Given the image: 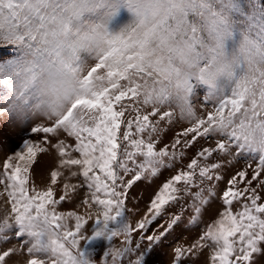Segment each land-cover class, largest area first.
Masks as SVG:
<instances>
[{"label":"snow or ice","instance_id":"snow-or-ice-1","mask_svg":"<svg viewBox=\"0 0 264 264\" xmlns=\"http://www.w3.org/2000/svg\"><path fill=\"white\" fill-rule=\"evenodd\" d=\"M34 3L45 5L48 0ZM156 4L151 20L144 17L140 21L144 27L143 39L137 42L141 50L129 53L119 43L120 37H113L109 51L92 57L95 64L78 80V90L65 86L81 71L82 61L75 50L54 71L53 62L46 59L52 48H34V36L15 37L23 55L33 56L25 69L31 74L27 84L36 87L47 77L50 97L47 107L38 104L32 111L39 123L30 130L43 134L42 141L27 139L20 152L0 160V185H4L0 197L10 205V211L7 207L0 211V243L8 240L9 233L19 237L29 257L27 264H91L94 260L85 252V245L100 239L109 245L101 264H146V254L161 250L182 225L183 205L179 215L165 221L166 227L160 225L161 231H151V226L167 213L166 206L186 198L191 199L188 207L193 213L189 225H197L214 203L222 201L221 210L191 247L174 249V264H184L183 258L195 253L200 254V264H205L206 251L211 253L210 264H264V196L260 194L264 191V148L253 146L256 133L264 135V91L249 100V89L237 80L230 89L210 88L201 99L196 90L202 77L189 76L177 116L163 87L173 73L179 76L173 58L184 62L194 53L204 59L197 48H206L209 55L202 70L226 59L224 41L235 39L224 18L226 12L248 21L249 31L256 30L255 39L245 37V42L264 58V2L248 0L245 6L241 0H156ZM4 5L5 0H0V9ZM13 5L14 0H7L9 8ZM33 12L40 16L42 26L55 25L53 37L58 32L70 33L73 18L79 15L73 10L69 16L45 17L39 7ZM190 17L204 21L215 47L204 43L200 25ZM177 34L187 38L177 42ZM47 36L45 33V43ZM153 40L160 49H167L166 61L151 59L156 55V49L150 48ZM154 76L158 78L149 85ZM65 102H70L67 109L63 108ZM7 112L19 113L20 109L13 103ZM245 113L251 115H242ZM170 129L175 130L173 139L162 145L161 136ZM53 148L59 157L55 169L52 159L38 161V155H50ZM222 161L229 167L243 161L246 167L226 179ZM34 166L50 169V181L38 185ZM64 169H74L71 177H82L81 182L70 185L65 181L62 190L58 189ZM162 170L173 174L150 200L146 214L134 223L126 205L131 202L130 190L139 187L138 182L158 178ZM220 185H224L222 190ZM81 188L88 192L83 198L77 191ZM67 203L78 206L65 208ZM24 247L4 250L0 264H9L13 254L23 252Z\"/></svg>","mask_w":264,"mask_h":264},{"label":"clouds","instance_id":"clouds-1","mask_svg":"<svg viewBox=\"0 0 264 264\" xmlns=\"http://www.w3.org/2000/svg\"><path fill=\"white\" fill-rule=\"evenodd\" d=\"M241 2L245 4V0H241ZM214 6L217 11H220L219 5ZM34 7H39L40 15L45 17H50L53 14L69 16L73 10L78 11L79 15L73 18L70 33L58 32L53 37L51 33L56 30L55 25L46 23L42 26L40 16L33 12ZM156 8V0H48L47 4L38 6L35 5L34 0L30 4H25L24 0H14V5L11 8L7 6V0H5L4 7L0 9V13H2L0 14V49H13L14 54L7 59L0 60V73H3V76L0 77V115H7L8 107L13 103L18 106L20 112L32 113L36 105L42 104L43 107H47L50 100L46 94L47 77H44L42 82L38 81L36 87L27 84L31 74L26 73L25 69L31 65L33 56L23 55L17 47L15 37L25 34L27 37L34 36V48H52L51 56H46V59L53 62L54 71L60 66V60L67 61L72 51L75 50L82 61L81 71L71 84L65 86L78 90V80L83 79L95 64L92 57L109 51L111 47L109 41L113 37L119 36V43L122 47L127 48L129 53L141 50L137 42L143 39L144 27L140 21L144 17L150 21L151 14ZM124 11L129 14L130 19L118 24L121 13ZM224 18L235 33V39L229 37L224 41L226 59L202 70L209 55L206 48H197L204 59H199L194 53H189L184 58V62L173 58L172 62L178 69L179 76L173 73L171 81H163V87L167 90L177 116L180 112L183 88L189 76L202 77V81L197 86H202L207 91L210 88L230 89L239 80L242 86L249 89V100L258 98L261 91H264V76L261 75L264 73V58L257 56L252 45L245 42V37L249 41L255 39L256 30L249 31L248 21L243 17L226 12ZM189 19L200 25L204 43L209 47H215V40L208 36L204 21L195 20L192 17ZM17 24H19L18 28ZM45 33H48L47 43H45ZM186 38L177 34L176 41L179 42ZM230 43L231 48L229 47ZM150 48L156 49V55L151 59L164 58L165 61L168 59L167 49H160L155 40L151 42ZM57 51L59 55H57ZM241 67H243V71H241ZM157 78L154 76L153 79H150L149 85H152L153 80ZM178 80L180 81L179 86L177 85ZM155 86L160 87V85ZM37 89L40 90L39 94H37ZM27 97H31V99L25 104L24 99ZM74 98L75 96H73ZM68 107H70V102H65L63 108L67 109ZM242 115L250 116L251 113ZM39 116L40 113L37 112L36 118ZM253 146L257 149L264 148V135L257 132ZM9 220L11 221V213H9ZM91 264H96V262L92 261Z\"/></svg>","mask_w":264,"mask_h":264},{"label":"rangeland","instance_id":"rangeland-1","mask_svg":"<svg viewBox=\"0 0 264 264\" xmlns=\"http://www.w3.org/2000/svg\"><path fill=\"white\" fill-rule=\"evenodd\" d=\"M262 2H264L262 0ZM248 0H245V6H247ZM130 19L129 14L124 11L121 13L120 20L117 22L123 23ZM231 43L229 47L231 48ZM14 54L13 49H0V60L7 59ZM197 94L203 98L204 95L207 94V90L202 86H197ZM209 107H211L209 105ZM30 121H33L31 125H29ZM39 121H34L33 113H23V112H12L7 115H0V146L3 148V154L0 155V160L4 159L8 155H12L15 152H20L24 146V141L27 139H32L34 142H41L43 138V134H34L31 132V126H35ZM18 125V126H17ZM29 125V126H28ZM175 130L170 129L166 131L161 136V144L167 145L173 139V132ZM207 146V145H205ZM193 155L192 152H189V157ZM52 159L55 163L52 165V168L55 169L58 167L59 157L55 152V149L50 150V155L41 154L38 155L39 160H48ZM188 161L186 160L185 163ZM226 166V179L229 175L234 174L235 171L243 169L246 167V164L243 161L235 164L233 167H229L227 165V161H222ZM255 166V165H254ZM35 167V176L34 180L38 185H43L45 181H50V169H41L40 167ZM74 170V169H71ZM71 170L64 169L61 170L64 172V175L61 176L60 181H58V189L62 190L61 184L63 182H68L70 185L79 184L82 180V177H71ZM0 172H2V168H0ZM173 173L168 170H162V175L158 178H154L152 181L148 182H138L139 187H135L133 190H130V198L131 202L126 201L127 208L129 209L130 218L133 222H138L139 219L146 214L147 207L150 205V200L154 198L155 193L158 191L159 187L162 186V183L166 181ZM249 175H251V169H249ZM224 185H220V189L222 190ZM4 185H0V192H3ZM79 198H83L88 195V192L84 189H78ZM195 192L196 189H193ZM59 194V193H58ZM264 196V191L260 193ZM70 195H75V193H70ZM191 204V199L186 198L185 201H181L180 204H174V206L167 207V213H165L161 218L154 222L151 226V231H161V224H164L166 227V220H170L172 215H179L181 213V205L184 208V215L182 216V225L177 227L174 230L173 235L169 238L168 242H166L163 248L156 252H148L146 254V264H174L175 251L176 247L181 248H189L195 241L202 235L204 228L208 223L213 222V218L216 217L217 212L221 210L222 201L212 204L211 211H205L200 218V221L197 225H189L188 221L191 218L193 213L188 207ZM75 205L73 203L65 204V208H72ZM7 207L10 211V205L5 203V198L0 197V210ZM207 207V206H206ZM135 210V211H134ZM218 218V217H217ZM92 222L90 221L89 224ZM88 227V226H86ZM138 235L136 239H138ZM83 243V242H82ZM117 245H119L120 240L117 239L115 241ZM147 244V240L143 242ZM24 247V242L19 239V237L13 238L12 233L8 234V240L0 243V254L4 250L8 248H22ZM108 242L102 239L92 241L85 245V252L91 254L93 260L96 264H101L103 260V254L108 250ZM264 249V245L261 246ZM210 251H206L204 254L205 264H210ZM200 254L195 253L193 257H188L187 255L183 258L184 264H189L190 260L195 261V264H200ZM29 257L26 253V247H24V251L19 254H13V256L9 260V264H27V260Z\"/></svg>","mask_w":264,"mask_h":264},{"label":"trees","instance_id":"trees-1","mask_svg":"<svg viewBox=\"0 0 264 264\" xmlns=\"http://www.w3.org/2000/svg\"><path fill=\"white\" fill-rule=\"evenodd\" d=\"M264 1V0H263Z\"/></svg>","mask_w":264,"mask_h":264}]
</instances>
